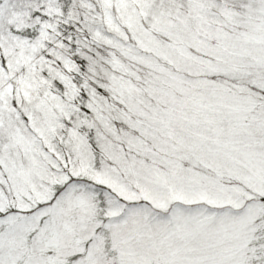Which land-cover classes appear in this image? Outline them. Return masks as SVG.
Wrapping results in <instances>:
<instances>
[{
    "label": "snow or ice",
    "instance_id": "obj_1",
    "mask_svg": "<svg viewBox=\"0 0 264 264\" xmlns=\"http://www.w3.org/2000/svg\"><path fill=\"white\" fill-rule=\"evenodd\" d=\"M0 264H264V0H0Z\"/></svg>",
    "mask_w": 264,
    "mask_h": 264
}]
</instances>
